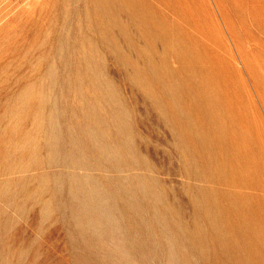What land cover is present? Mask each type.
<instances>
[{"label": "rangeland", "instance_id": "rangeland-1", "mask_svg": "<svg viewBox=\"0 0 264 264\" xmlns=\"http://www.w3.org/2000/svg\"><path fill=\"white\" fill-rule=\"evenodd\" d=\"M0 264H264V0H0Z\"/></svg>", "mask_w": 264, "mask_h": 264}]
</instances>
